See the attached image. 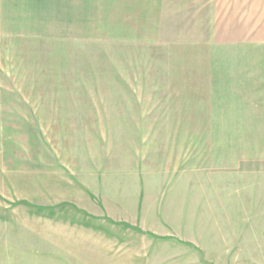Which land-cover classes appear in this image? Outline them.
<instances>
[{"label": "rangeland", "instance_id": "1", "mask_svg": "<svg viewBox=\"0 0 264 264\" xmlns=\"http://www.w3.org/2000/svg\"><path fill=\"white\" fill-rule=\"evenodd\" d=\"M50 1L72 36L21 59L49 0H0V264H264V84L208 0Z\"/></svg>", "mask_w": 264, "mask_h": 264}, {"label": "crops", "instance_id": "2", "mask_svg": "<svg viewBox=\"0 0 264 264\" xmlns=\"http://www.w3.org/2000/svg\"><path fill=\"white\" fill-rule=\"evenodd\" d=\"M39 1L41 0H34L31 3L32 6ZM71 2L74 3L72 0ZM59 3L62 7L64 1H60ZM23 5L13 3V7L8 12L15 14V16L10 15V21L14 23L11 24L15 26L16 31H21L22 36L21 38L16 37L17 40H15L18 44V46H14L16 56L20 57V54L28 52V54L37 57V53H47L48 50H51V42L56 40L62 42L66 40V37L72 36L66 34L54 37L55 35L47 33L56 29V24L51 23L53 13L51 12L50 0L47 12H45V8L43 10H39L37 7H35L36 9L30 7L23 9ZM207 6L209 7V12L205 19L208 20L207 25L209 22L210 32L214 33L211 39L214 45L211 47V50L218 45L222 68L226 67L230 69L231 79H233L235 69L237 75L240 70L248 71L255 69L259 82L264 84V72L258 71L264 70V0H208ZM67 19L77 20L78 17L71 16ZM26 22L29 23L27 24ZM45 40L47 41L45 42ZM48 41L49 44H46ZM44 46L46 47L45 50L43 49ZM225 53L227 55L230 54L227 56V59L224 57ZM16 56H14V59ZM20 58L23 59L22 57ZM29 62L33 63L31 60ZM3 69L4 66L0 63V70ZM2 75L1 71L0 76L2 77ZM244 84L246 83L244 82ZM235 85L237 87L236 90L232 85V81L227 85L231 90V95H237L241 92L238 89L239 79H236ZM244 93L249 95L247 91H244ZM251 96L256 101H264V98H259V92L257 91ZM251 96H245L244 99L249 100ZM238 99L239 96H235V100ZM263 111L259 109L251 113L252 116L261 118L259 122L257 120L258 124L261 125L264 124Z\"/></svg>", "mask_w": 264, "mask_h": 264}]
</instances>
